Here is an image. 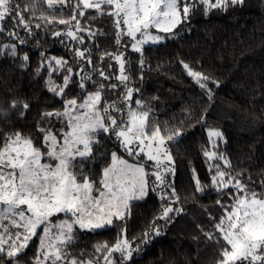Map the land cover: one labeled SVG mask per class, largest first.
Instances as JSON below:
<instances>
[{
    "label": "snow or ice",
    "instance_id": "6c2138e0",
    "mask_svg": "<svg viewBox=\"0 0 264 264\" xmlns=\"http://www.w3.org/2000/svg\"><path fill=\"white\" fill-rule=\"evenodd\" d=\"M243 3L244 0H32L21 7L19 0H0V32L5 30L4 22L10 21L32 35L24 13L36 16L38 5H43L48 14L41 11L38 19L66 26L65 31H54L53 36L66 37L79 45L85 42L80 33H86L89 40L107 35L101 29L92 31L81 24L86 13L89 19L110 17L118 49L115 53L100 52L98 62L102 64L106 58L114 61L116 73L111 71V62L108 72L93 63L91 47L73 50L76 67L68 59L41 53L43 61L37 74L41 68L47 71V91L59 98L61 107L41 113L35 136L23 130H0V261L21 264L36 239L39 243L32 264H134V254L140 246L128 238L126 224H121L112 245H94L100 254L94 258L80 259L70 249L81 239V233H98L114 227L116 222H125L131 216L132 202L145 199L150 191L159 190L161 201L167 203L144 232L140 244L147 245L162 235L156 221L170 223L183 212L173 207L179 203V194L174 179L169 177L175 176L170 142H179L184 132L180 127H161L152 117V108L134 98L139 89L129 86L131 62L119 48L139 54L142 67L144 46L178 35L177 29L189 22L198 6L207 16L212 10L227 11ZM68 8L70 15H58ZM35 27L39 29L41 24ZM8 34L18 37L16 32ZM20 43L25 41L21 39ZM10 54L17 55L15 46ZM22 59L27 62L29 56L25 54ZM183 67L201 89H206L209 77L192 71L187 64ZM73 85L79 92L70 95ZM207 91L211 98V90ZM11 107L22 109L19 114L23 117L30 106L13 101ZM207 135L212 150H205L204 156L208 161L223 162L222 166L209 163L210 183L228 202L216 201L223 209L222 215L213 225L215 232L204 235L217 243L223 241L217 264H264V181L258 191L238 178L242 173L233 175L227 171L231 162L216 150L218 141H224L223 133L209 129ZM193 173L195 191L203 192L195 170ZM150 177L154 180L150 181Z\"/></svg>",
    "mask_w": 264,
    "mask_h": 264
},
{
    "label": "trees",
    "instance_id": "16d2710c",
    "mask_svg": "<svg viewBox=\"0 0 264 264\" xmlns=\"http://www.w3.org/2000/svg\"><path fill=\"white\" fill-rule=\"evenodd\" d=\"M31 2L19 0L21 7ZM38 9L36 16L24 13L30 21L32 35L10 21L4 22L5 30L0 32V130L5 132L16 129L35 136L41 113L61 107L59 98L47 91V71L41 68L37 74L43 61L41 53L68 59L76 67L73 50L91 47L94 64L108 72L107 65L111 62V71L117 72L114 61L106 58L102 64L98 63L100 52L118 50L110 17L89 19L86 13L81 24L92 31L101 29L107 35L89 40L86 33H80L85 42L79 45L66 37H54V31H65L66 26L49 25L38 19L41 11L48 14L43 5H38ZM70 14V8L58 13ZM38 23L39 29L35 27ZM9 31L18 33V37L10 36ZM21 39L25 43L21 44ZM12 46L17 50L15 57L10 54ZM144 49L142 67L139 54L123 47L119 51L131 62L129 86L139 89L134 98L152 108V117L161 127H180L184 132L179 142H170L175 176L169 177L174 179L179 194V203L173 207L182 208L183 212L170 223L157 220L162 235L147 245L140 244L144 232L167 203L161 201L159 190L150 191L144 200L132 203L131 216L125 222H116L114 227L98 233H81V239L70 251L83 260L94 258L100 255L94 245L104 242L112 245L121 224H126L128 238L135 239L140 246V251L134 254V264H217L223 241L208 240L204 233H214L213 225L222 215L223 209L216 201H228L210 183L209 163L222 166L223 162L208 161L203 153L212 150L208 130L221 131L224 141H218L216 150L231 162L227 171L233 175L242 173L239 179L261 190L264 181V0H258L255 13L227 22L198 21L187 31H178L175 39ZM25 54L29 56L27 62L22 59ZM183 64L209 77L206 89H201L188 75ZM53 78L56 79L55 74ZM95 79L100 80L98 76ZM77 92L79 89L73 85L70 95ZM13 101L29 104L23 117L19 114L22 109L11 107ZM193 170L203 192L195 191ZM215 235L219 237L218 233ZM38 243L36 239L32 241L21 264H32Z\"/></svg>",
    "mask_w": 264,
    "mask_h": 264
},
{
    "label": "rangeland",
    "instance_id": "374dc122",
    "mask_svg": "<svg viewBox=\"0 0 264 264\" xmlns=\"http://www.w3.org/2000/svg\"><path fill=\"white\" fill-rule=\"evenodd\" d=\"M258 9V0H244V3L242 6L237 5L235 7H229L227 11H221L219 9L212 10L207 16L203 13V7L198 6L196 10H194L193 15L190 16L189 22L186 24H182L180 28L177 29L178 31H187L194 23L202 20H217L222 22L231 21L233 19H236L238 17H241L246 14H251L257 12ZM163 35V34H162ZM177 37H170L168 39H165L163 42L175 39ZM152 44H148L145 46H149ZM144 46V47H145ZM115 70H117V66H115ZM151 162H149L150 164ZM144 200V199H143ZM141 201V200H140ZM138 202V201H133ZM53 219H57L56 217H53Z\"/></svg>",
    "mask_w": 264,
    "mask_h": 264
}]
</instances>
